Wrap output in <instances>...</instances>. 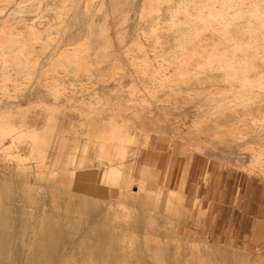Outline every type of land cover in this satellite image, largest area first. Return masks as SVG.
<instances>
[{"label":"rangeland","instance_id":"obj_1","mask_svg":"<svg viewBox=\"0 0 264 264\" xmlns=\"http://www.w3.org/2000/svg\"><path fill=\"white\" fill-rule=\"evenodd\" d=\"M261 181L264 0H0V264H264Z\"/></svg>","mask_w":264,"mask_h":264},{"label":"crops","instance_id":"obj_2","mask_svg":"<svg viewBox=\"0 0 264 264\" xmlns=\"http://www.w3.org/2000/svg\"><path fill=\"white\" fill-rule=\"evenodd\" d=\"M240 178L242 179V177ZM232 187L235 190L232 191L231 200L227 203H223V202L220 203L226 205L232 204L231 205L232 210H237L239 213H242V215H244V213L242 212V208H244L247 204H261V214H258L256 218L258 219L260 218L259 216H261V225H262L264 222V217H263L264 216V182L261 181V199L260 196H258L257 200L255 199V196L251 192V190L247 188L245 182H240L238 185H234L232 183ZM250 216H253V214H251ZM233 225L235 227V223Z\"/></svg>","mask_w":264,"mask_h":264},{"label":"bare ground","instance_id":"obj_3","mask_svg":"<svg viewBox=\"0 0 264 264\" xmlns=\"http://www.w3.org/2000/svg\"><path fill=\"white\" fill-rule=\"evenodd\" d=\"M43 263V262H42Z\"/></svg>","mask_w":264,"mask_h":264}]
</instances>
